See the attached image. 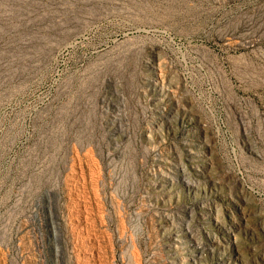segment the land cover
I'll return each mask as SVG.
<instances>
[{
    "label": "rangeland",
    "instance_id": "1",
    "mask_svg": "<svg viewBox=\"0 0 264 264\" xmlns=\"http://www.w3.org/2000/svg\"><path fill=\"white\" fill-rule=\"evenodd\" d=\"M0 264H264V0H0Z\"/></svg>",
    "mask_w": 264,
    "mask_h": 264
},
{
    "label": "bare ground",
    "instance_id": "2",
    "mask_svg": "<svg viewBox=\"0 0 264 264\" xmlns=\"http://www.w3.org/2000/svg\"><path fill=\"white\" fill-rule=\"evenodd\" d=\"M153 167V166H152ZM161 174V173H160Z\"/></svg>",
    "mask_w": 264,
    "mask_h": 264
}]
</instances>
